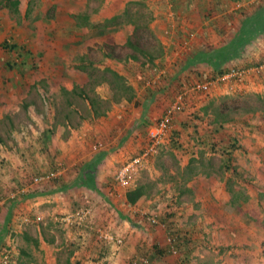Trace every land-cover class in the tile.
I'll return each mask as SVG.
<instances>
[{
  "label": "rangeland",
  "instance_id": "1",
  "mask_svg": "<svg viewBox=\"0 0 264 264\" xmlns=\"http://www.w3.org/2000/svg\"><path fill=\"white\" fill-rule=\"evenodd\" d=\"M13 1L0 0V161H4L5 156L1 158V154L5 148L14 151L13 158L18 161L15 176L24 181L22 191L16 186L18 194L17 190L14 192L20 200L17 203L23 204L25 199L20 193H25L26 189V156L18 152V147H26V100L31 98L36 104L31 110L40 113L43 109L37 104L41 92H46L50 98L56 97V94L53 96L55 88L51 87L54 81L61 75L68 77L65 83L70 81L71 69L82 65L72 54L85 51L88 44L100 45L110 54L122 57L130 48L126 42H115L113 35L118 38L125 23L139 24L134 27L138 34L132 43L145 52L159 51L160 42L144 25L147 20L155 19L156 7L152 0H18L17 7L12 5ZM5 39L23 47L21 57L2 47ZM101 59L95 54V61ZM91 73L99 78L100 73L95 69ZM31 82L35 84H29ZM234 82L240 85L243 80ZM236 89L208 98L206 112L201 110L200 118L194 122L197 131L191 124L188 129L192 132L185 129L182 134L183 149L161 145L155 154L138 165L136 180L132 183L133 187H143L144 195L133 208L124 202L123 218L114 221L103 205L102 212H95L96 217H104L98 220V227L122 236L123 243L101 238L92 225L88 228L92 239L102 247L107 246L111 254L106 260L86 264H178L177 248L162 257L155 255L152 248L153 245L172 248L176 229L188 232L195 239L192 264H264V89L253 86ZM76 97L73 101L68 95V100L75 103V112L87 115V107ZM197 104L195 111L201 109ZM50 109L47 114L66 111L64 106L52 105ZM211 114L217 115V120L224 124L215 140L225 143L234 138L237 143L232 161L242 179L225 169L224 157L206 142ZM86 206L91 208L90 204ZM71 211L56 215V223L46 225H52L55 231L46 234L52 244H56V239L57 244L61 242L60 230L63 231L64 226H73L62 219ZM93 212L91 208L90 213ZM147 216L155 217L157 222L151 223ZM108 220H111L109 224ZM20 229L15 234L18 239L14 240L13 249L26 252V224ZM63 247L58 252L60 263H65L71 255L66 246ZM5 255L11 264L6 253L0 263ZM21 257L16 264H27L26 255Z\"/></svg>",
  "mask_w": 264,
  "mask_h": 264
},
{
  "label": "crops",
  "instance_id": "2",
  "mask_svg": "<svg viewBox=\"0 0 264 264\" xmlns=\"http://www.w3.org/2000/svg\"><path fill=\"white\" fill-rule=\"evenodd\" d=\"M152 1L155 19L144 25L160 42L159 51L147 53L142 47L130 46L138 34L134 27L139 24L125 23L118 38L113 35L115 42H126L130 48L122 57L110 54L100 45L88 44L85 51L72 54L82 65L71 69L70 83H65L68 77H57L51 86L55 88L54 99L41 92L37 104L43 109L40 113L33 111L36 104L31 98L26 100V147H18V152L26 156V189L20 193L25 199L23 204L17 203L20 200L15 197L18 194L15 187L22 191L24 181L15 176L18 161L13 158L14 151L5 148L1 154V158L5 157L0 161V259L6 253L11 264H16L23 255L27 264H86L106 260L111 254L109 248L106 254L102 253V246L92 239L88 228L92 225L97 228L98 220H104L103 216L96 217L98 211L102 212V205L114 221L124 217V202L133 208L125 201L127 190L115 183V173L141 153L147 144L149 126L176 93L188 83L221 77L231 68L247 69L240 85L229 78L214 84L209 92L186 98L184 110L177 114L172 128L181 141L185 129L197 121L190 119L196 112V102L201 108L197 112L205 113L211 96L232 92L236 87L264 89V0H171L173 19L169 18L171 11L166 0ZM109 6L113 7L110 3ZM171 25L173 31L166 36L162 31ZM190 31L195 37L183 47L181 43ZM95 54L102 59L95 61ZM94 69L100 73L98 79L91 73ZM68 95L73 101L78 98L75 95L79 96L89 113L77 115L75 103L68 100ZM198 98L201 100L197 101ZM52 105L66 107L65 113L47 114ZM101 106L103 109L99 110ZM170 143L169 133L162 145ZM56 170H60L56 178L33 182L35 176ZM133 186L132 183L130 187ZM89 204L94 212L88 221L64 226L60 230L61 242L57 244L56 239V244H52L46 234L55 231L52 225H46L56 223V215L68 209L74 211ZM36 217L42 220L38 222ZM23 223L26 252H19L13 247L18 239L15 234L21 231ZM63 245L71 255L60 263L58 252Z\"/></svg>",
  "mask_w": 264,
  "mask_h": 264
},
{
  "label": "built area",
  "instance_id": "3",
  "mask_svg": "<svg viewBox=\"0 0 264 264\" xmlns=\"http://www.w3.org/2000/svg\"><path fill=\"white\" fill-rule=\"evenodd\" d=\"M169 11V18L173 19V12L171 10L172 3L171 0H166ZM174 25V24H173ZM173 25L164 28V34H170L173 31ZM195 33L190 31L185 39H183L181 45L186 47L189 43L194 39ZM261 67V66H260ZM247 74V69L244 68H231L229 71L221 77L211 78L206 81H196L192 83H188L182 87L176 93L174 99L166 106V108L162 111L159 118L149 126L147 130V144L141 151V153L127 161L124 165L119 167L115 173V183L119 188L122 190L129 189L136 173V168L138 165H141L142 161L145 160L152 154H155L159 147L165 142L167 137L169 136L170 131L173 128V122L178 113L182 112L185 107V101L188 96L199 94V93H206L211 90V87L218 83L219 81H227L229 78L237 79L238 81L243 80V78ZM100 145V144H99ZM94 145V147H97ZM60 174V170L50 171L44 175H38L33 178V182L39 183L41 181L52 180L56 178ZM91 208L88 206H83L78 208L77 210L71 211L67 213L62 219L69 223V224H77L82 225L86 223L90 217ZM151 223H156L157 220L155 217H146ZM39 219V218H38ZM97 233L103 239H106L108 242H114L117 244L123 243V237L119 235H114L110 232L103 231L101 228H96ZM171 252H175V249L171 248ZM4 261L0 264H8L7 262V255L3 256Z\"/></svg>",
  "mask_w": 264,
  "mask_h": 264
},
{
  "label": "trees",
  "instance_id": "4",
  "mask_svg": "<svg viewBox=\"0 0 264 264\" xmlns=\"http://www.w3.org/2000/svg\"><path fill=\"white\" fill-rule=\"evenodd\" d=\"M3 1H10V0H3ZM19 1L18 0H14L12 2V5L14 7H17L16 5H18ZM162 33H164V31H162ZM166 36H168L169 34H165ZM129 44L132 45V47H139V45H136V43H132L130 42ZM2 47L4 49H6L8 52H16V54L18 56H22V53L20 52L21 50H23V47H20L18 44L16 43H12L11 41L5 39L2 43ZM10 64V63H9ZM8 64V65H9ZM85 97L87 99H89V97L87 95H85ZM208 106L205 108L207 109ZM204 109V110H205ZM206 112V110H205ZM199 113L200 111H196L195 113H193L190 117V119H198L199 117ZM217 115L215 114H211L210 119L212 121V124H209L210 127V133H208L207 136V141L208 142V146L213 149L214 152H220V154L224 157V164H225V169L229 170L230 172L234 173L237 175V171H236V167L233 166V153L237 148V143L235 141V139L233 138L232 140H228L225 143H219L215 140L216 135L222 131V129L224 128V124L223 122H220L217 120L216 118ZM192 127L194 128V131L196 128V125L193 123ZM196 133V132H195ZM215 141V142H214ZM170 145L176 149H181L182 148V144L180 143L179 140V136L177 134V131L172 130L170 132ZM183 149V148H182ZM238 178H241L240 174L238 173L237 175ZM242 179V178H241ZM144 195V191H143V187L141 186H136V187H130L129 189H127L126 191V199L125 201L127 203H129L130 205L135 204V202L137 200H139L142 196ZM163 220V219H162ZM164 221V220H163ZM173 235L174 238H172V241L175 243L172 246V248L175 249L177 248L178 251L180 252V263L178 264H192L191 263V254L193 252V249L196 246V242L195 239L193 238V236L191 234H188V232L185 233H181L178 229L173 231ZM218 249H222L221 245H217L216 246ZM101 247V252L102 253H107L108 252V247ZM153 250L155 255L157 256H163L166 253H168L169 251H171V248L164 249L162 247H158L157 245H153ZM156 256V257H157ZM142 262L138 263L141 264Z\"/></svg>",
  "mask_w": 264,
  "mask_h": 264
}]
</instances>
